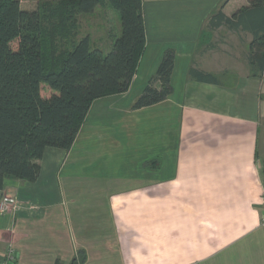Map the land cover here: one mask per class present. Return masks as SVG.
Returning <instances> with one entry per match:
<instances>
[{"label": "crops", "instance_id": "obj_1", "mask_svg": "<svg viewBox=\"0 0 264 264\" xmlns=\"http://www.w3.org/2000/svg\"><path fill=\"white\" fill-rule=\"evenodd\" d=\"M149 2L128 91L95 100L35 182L4 180L18 204L0 214V259L10 245L15 264H264V71L249 31L212 25L247 2L155 0L152 15ZM167 49L171 94L133 110Z\"/></svg>", "mask_w": 264, "mask_h": 264}, {"label": "trees", "instance_id": "obj_2", "mask_svg": "<svg viewBox=\"0 0 264 264\" xmlns=\"http://www.w3.org/2000/svg\"><path fill=\"white\" fill-rule=\"evenodd\" d=\"M103 2L120 22L109 52L90 49L88 37L73 39L77 16L92 13ZM246 2L231 18L217 13L212 25L224 22L253 35L248 62L253 74L260 75L264 0ZM141 8L142 0H61L34 12L22 10L18 0H0V192L7 178L35 182L44 150L68 152L95 100L128 91L146 45ZM173 55L171 49L161 55L133 110L159 104L171 94ZM190 74L216 83L211 75Z\"/></svg>", "mask_w": 264, "mask_h": 264}, {"label": "rangeland", "instance_id": "obj_3", "mask_svg": "<svg viewBox=\"0 0 264 264\" xmlns=\"http://www.w3.org/2000/svg\"><path fill=\"white\" fill-rule=\"evenodd\" d=\"M59 1L61 0H18L22 10L34 12L44 4H56ZM201 5L203 4H196L195 9L200 8ZM155 7V0H151L145 8L149 9L150 14L151 11L154 14L153 10L156 9ZM152 20H154V17H150V20H148L150 21V27H153ZM76 26L74 40H79L84 38V36L88 37L90 40V49H100L104 52H109L113 39L119 36L120 33L119 16L106 2L101 3L90 14L78 15ZM134 92L131 94L133 95ZM42 93L46 94L47 91L43 89Z\"/></svg>", "mask_w": 264, "mask_h": 264}, {"label": "built area", "instance_id": "obj_4", "mask_svg": "<svg viewBox=\"0 0 264 264\" xmlns=\"http://www.w3.org/2000/svg\"><path fill=\"white\" fill-rule=\"evenodd\" d=\"M18 202L11 198L4 196L0 194V214L3 212L10 211L12 209L16 210L15 208L17 207ZM261 208H262V215H261V224L264 226V196L262 197V203H261ZM14 251L12 247L9 245L6 248V253L4 257L0 259V264H14L15 263V257H14Z\"/></svg>", "mask_w": 264, "mask_h": 264}]
</instances>
